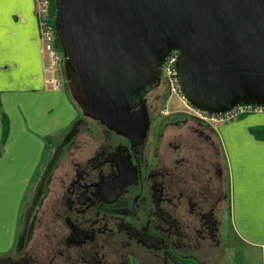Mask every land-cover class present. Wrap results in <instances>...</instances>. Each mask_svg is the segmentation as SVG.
<instances>
[{
	"label": "flooded vegetation",
	"instance_id": "obj_1",
	"mask_svg": "<svg viewBox=\"0 0 264 264\" xmlns=\"http://www.w3.org/2000/svg\"><path fill=\"white\" fill-rule=\"evenodd\" d=\"M166 97L163 83L146 96L143 139L87 119L62 134L13 264H237L218 124L162 115Z\"/></svg>",
	"mask_w": 264,
	"mask_h": 264
},
{
	"label": "water",
	"instance_id": "obj_2",
	"mask_svg": "<svg viewBox=\"0 0 264 264\" xmlns=\"http://www.w3.org/2000/svg\"><path fill=\"white\" fill-rule=\"evenodd\" d=\"M53 3L69 96L83 118L108 131L145 137L146 96L172 51L178 91L191 108L208 116L264 108V0Z\"/></svg>",
	"mask_w": 264,
	"mask_h": 264
},
{
	"label": "crops",
	"instance_id": "obj_3",
	"mask_svg": "<svg viewBox=\"0 0 264 264\" xmlns=\"http://www.w3.org/2000/svg\"><path fill=\"white\" fill-rule=\"evenodd\" d=\"M45 61L34 0H0L1 254L16 245L55 140L80 119L62 87L46 82ZM260 128L264 112L214 127L225 160L237 264H264V137L254 134Z\"/></svg>",
	"mask_w": 264,
	"mask_h": 264
},
{
	"label": "built area",
	"instance_id": "obj_4",
	"mask_svg": "<svg viewBox=\"0 0 264 264\" xmlns=\"http://www.w3.org/2000/svg\"><path fill=\"white\" fill-rule=\"evenodd\" d=\"M35 12L38 19L39 25V34L40 41L43 46L44 51L48 54V69L47 71H52L58 63V58L54 53V33L52 26L50 25L49 18V2L48 0H35ZM176 61H177V52H173L172 55L167 59V61L162 65V80L167 86L171 96L177 97V86H176ZM51 84L56 88L58 84L54 81H50ZM191 111L195 116L202 118L204 120H209L215 124L234 121L242 116L261 113L263 111L260 107L254 106H241L234 109L227 115L224 116H215V117H206L202 116L198 112Z\"/></svg>",
	"mask_w": 264,
	"mask_h": 264
},
{
	"label": "rangeland",
	"instance_id": "obj_5",
	"mask_svg": "<svg viewBox=\"0 0 264 264\" xmlns=\"http://www.w3.org/2000/svg\"><path fill=\"white\" fill-rule=\"evenodd\" d=\"M49 17L51 18V16H50V11H49ZM57 53H58V56H59V58L62 60L63 59V54H62V50H58L57 51ZM61 68H62V65H61V63H60V66L57 68V70H56V72H55V78L58 80V82L60 83V85L61 86H63L64 84H65V80H64V76H63V71L61 70ZM65 87V86H64ZM166 88H167V86H166ZM63 90H65L64 88H63ZM168 94H169V90H168V88H167V96H168ZM167 99H168V97H166ZM165 98V99H166ZM163 107L165 108V101H164V103H163ZM160 108V109H164V108ZM167 109L168 110H170V111H174V110H183V107H182V104H181V102L179 101V99L176 97V96H172L170 99H169V101H168V104H167ZM164 113H166V109H164ZM161 115V114H160ZM82 119H85V118H82L81 116H80V119H78V121H80V120H82ZM89 121H87V123H88ZM90 123V122H89ZM60 139V138H59ZM59 139H57V140H55V142H54V148L56 147V143L59 141ZM53 148V149H54ZM53 152V151H52ZM50 157V156H49ZM221 159H222V157H221ZM50 162V161H49ZM48 162V163H49ZM222 168H223V176H226V172H225V169H224V164H222ZM226 188V187H225ZM225 188H224V190H225ZM35 195V194H34ZM34 197V196H33ZM31 199V197H28V200H30ZM31 202H32V200H31ZM30 202V203H31ZM224 207H225V205H224ZM230 207V206H229ZM29 209L30 208H28V211H29ZM224 219L225 220H227V225H229L230 226V213H229V210H228V215H227V217L226 216H224ZM232 232H231V230H230V234H231ZM232 238H233V236L231 237V235H230V237H229V239H230V243H231V245H233L234 246V243H233V241H232ZM17 242H18V240H17ZM17 244V243H16ZM16 246V245H15ZM14 246V247H15ZM237 248H238V245L236 244V250H237ZM7 254H1L0 253V257H5Z\"/></svg>",
	"mask_w": 264,
	"mask_h": 264
},
{
	"label": "trees",
	"instance_id": "obj_6",
	"mask_svg": "<svg viewBox=\"0 0 264 264\" xmlns=\"http://www.w3.org/2000/svg\"><path fill=\"white\" fill-rule=\"evenodd\" d=\"M50 1V16H51V19H53L54 17V14H55V8H54V3H53V0H49ZM55 48L57 50H61V47H60V44H59V41L57 39V37L55 36V44H54ZM65 91L67 92V88L66 86L64 87ZM6 120L5 118L2 119V126H3V130H4V134L6 135ZM254 134L256 137L258 138H262L264 137V128H260V129H256L254 130ZM226 191L228 193V200H229V185L227 183V187H226Z\"/></svg>",
	"mask_w": 264,
	"mask_h": 264
}]
</instances>
